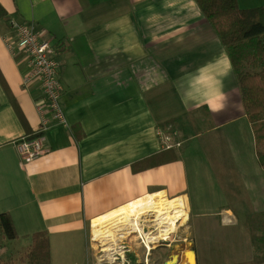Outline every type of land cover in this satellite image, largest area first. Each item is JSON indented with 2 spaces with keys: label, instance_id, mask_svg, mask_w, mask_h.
Here are the masks:
<instances>
[{
  "label": "crops",
  "instance_id": "crops-1",
  "mask_svg": "<svg viewBox=\"0 0 264 264\" xmlns=\"http://www.w3.org/2000/svg\"><path fill=\"white\" fill-rule=\"evenodd\" d=\"M237 3L241 9L264 6V0ZM0 4L9 21L32 23L50 42L64 87L66 125L45 133L46 154L21 159L12 141L36 132L41 94L35 80L21 85L24 55L8 53L1 36L9 21H0V214L10 215L24 254L25 236L44 230L52 264L53 243L62 260L76 254L70 264H86L92 250L86 227L94 219L159 194L182 203L184 235L171 246L194 254L188 264L250 262L249 223L264 224L263 171L233 69L224 79L225 110L214 113L204 102L213 99V88L197 70L226 51L195 1ZM162 125H172L171 139L180 147H161L155 127ZM152 155L158 162L149 166ZM203 242L217 245L201 254ZM23 257L4 263L25 264Z\"/></svg>",
  "mask_w": 264,
  "mask_h": 264
},
{
  "label": "trees",
  "instance_id": "trees-1",
  "mask_svg": "<svg viewBox=\"0 0 264 264\" xmlns=\"http://www.w3.org/2000/svg\"><path fill=\"white\" fill-rule=\"evenodd\" d=\"M194 1L230 58L264 179V6L241 9L237 0ZM9 19L0 4V21L7 22ZM159 155L144 159L145 163H149V166L157 163L154 158ZM261 217L264 218V213ZM0 230L7 241L18 238L8 213L0 214ZM25 238L29 241L24 257L21 258L25 264H52L46 231H36ZM251 242L254 257L244 264H264V234L257 235L252 231ZM127 257L131 264H144L143 261L138 263L133 254H127ZM171 257L172 254L168 253L167 259Z\"/></svg>",
  "mask_w": 264,
  "mask_h": 264
},
{
  "label": "built area",
  "instance_id": "built-area-1",
  "mask_svg": "<svg viewBox=\"0 0 264 264\" xmlns=\"http://www.w3.org/2000/svg\"><path fill=\"white\" fill-rule=\"evenodd\" d=\"M1 39L12 57L18 53L24 55L26 71L21 75V85L26 87L33 80L39 84L41 96L35 101L39 116L38 128L32 137L12 141L21 159L34 160L49 151L45 133L53 127L66 125L60 107L64 87L59 79V62L50 42L42 37L41 32L32 23L11 19L9 31L3 34ZM158 139L163 149L181 146L179 141H173L165 133Z\"/></svg>",
  "mask_w": 264,
  "mask_h": 264
},
{
  "label": "rangeland",
  "instance_id": "rangeland-1",
  "mask_svg": "<svg viewBox=\"0 0 264 264\" xmlns=\"http://www.w3.org/2000/svg\"><path fill=\"white\" fill-rule=\"evenodd\" d=\"M164 133L168 137L172 138L173 135L176 134V131L174 130L172 125H167V126L162 125L155 127V135L157 137H162ZM33 135L27 137H32ZM180 143L182 145L181 141ZM154 219H155V214L148 213L147 216L144 219H142L144 223H141L140 221V225L141 228H143L142 231L144 233H149L153 235L157 232L155 222L153 221ZM152 224H154V226H152ZM249 224L252 230L255 232V234L257 235L264 234V225L263 227L260 226L258 228L257 226H255L254 222H250ZM90 226L86 227V233L88 234L87 240L89 239V237L92 239ZM181 226L182 224L180 221L178 226L175 228L174 232L172 233L171 238L168 241H164V243H161L160 245H156L155 247H152L150 249H147L146 245L143 242L145 241L144 235L134 232H129V234H126L123 238H117L116 241H105L104 243H102L99 240L98 241L91 240L90 245L92 247V250L90 253H87L86 264H115V263L131 264L130 260L127 257V254H133L136 257L138 263L143 261L144 264H163L165 261L171 260L173 258L175 259L174 260L175 264H188L190 263L188 257L190 251L182 247L178 251H175L173 246H171L172 244L179 241L181 236L184 235V229H182ZM101 243L104 245H102ZM12 244L16 245L12 249V250L15 249V252L13 253V256H8L7 254L8 248ZM12 244L8 245L7 240H5V238L2 236V231L0 230V249H1L0 264L1 262L4 263L5 261L8 260L16 261L17 258L23 257L25 246L21 248L18 246L23 245L24 242L17 238L15 239V241L14 240L12 241ZM84 245H86V243ZM168 245H170L171 247L169 248ZM106 247H110L112 250L108 252H104L103 249ZM173 252H177L178 254L174 255ZM168 253L172 254V257L169 259H167ZM58 254H56V244L53 243V249H52L53 264H70L73 262H77L78 260V256L76 254L74 256L64 255L63 260H62V255L61 254L58 255ZM192 255L194 256V254ZM56 260H62V261L57 262ZM191 261H193V258Z\"/></svg>",
  "mask_w": 264,
  "mask_h": 264
},
{
  "label": "bare ground",
  "instance_id": "bare-ground-1",
  "mask_svg": "<svg viewBox=\"0 0 264 264\" xmlns=\"http://www.w3.org/2000/svg\"><path fill=\"white\" fill-rule=\"evenodd\" d=\"M148 213L155 214L153 220L156 225L157 232L155 234L144 233L140 225L144 223V219ZM185 217L182 203L179 200H167L159 194H150L141 198L118 211H113L107 215L94 219L91 222L92 240L100 241H116L117 238H123L129 232L140 233L144 235V244L147 248L155 247L168 241L175 228L178 226L180 219ZM154 226V224H152ZM101 243V244H102ZM214 242L201 243L199 252L201 254L212 253L208 250V245ZM104 245V244H102ZM217 245V244H216ZM112 250L110 247L103 249L104 252ZM192 253L188 254L189 260H192ZM115 263V262H114ZM120 264V263H115Z\"/></svg>",
  "mask_w": 264,
  "mask_h": 264
},
{
  "label": "clouds",
  "instance_id": "clouds-1",
  "mask_svg": "<svg viewBox=\"0 0 264 264\" xmlns=\"http://www.w3.org/2000/svg\"><path fill=\"white\" fill-rule=\"evenodd\" d=\"M216 68L211 76H205L203 73L207 72L209 68ZM200 74L199 79L201 81L211 82L213 88V99L211 101L205 100L204 102L209 105V110L218 113L228 106L229 97L228 94L224 91V79L230 76L232 72V64L227 53H222V55L213 61L207 62L201 68L197 70ZM187 99L191 100L192 92L189 90L186 94ZM195 103V101H192Z\"/></svg>",
  "mask_w": 264,
  "mask_h": 264
},
{
  "label": "water",
  "instance_id": "water-1",
  "mask_svg": "<svg viewBox=\"0 0 264 264\" xmlns=\"http://www.w3.org/2000/svg\"><path fill=\"white\" fill-rule=\"evenodd\" d=\"M175 259H171V260H168V261H165L163 264H175Z\"/></svg>",
  "mask_w": 264,
  "mask_h": 264
}]
</instances>
